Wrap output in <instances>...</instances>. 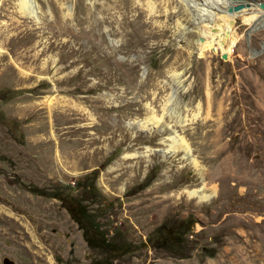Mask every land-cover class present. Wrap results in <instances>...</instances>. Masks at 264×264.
Masks as SVG:
<instances>
[{
	"label": "rangeland",
	"instance_id": "374dc122",
	"mask_svg": "<svg viewBox=\"0 0 264 264\" xmlns=\"http://www.w3.org/2000/svg\"><path fill=\"white\" fill-rule=\"evenodd\" d=\"M19 2L0 0V264H264V14L222 59L182 0ZM163 127L195 167L162 159Z\"/></svg>",
	"mask_w": 264,
	"mask_h": 264
},
{
	"label": "bare ground",
	"instance_id": "6f19581e",
	"mask_svg": "<svg viewBox=\"0 0 264 264\" xmlns=\"http://www.w3.org/2000/svg\"><path fill=\"white\" fill-rule=\"evenodd\" d=\"M182 2L189 11L188 13L192 15V19L196 22V43L201 51L200 54L204 53L203 46L208 44L212 46V51L214 53L217 51L222 52L224 59L228 57L230 50L235 45V21L239 18L245 23L264 14V8H259L260 5L264 6V0H182ZM235 5H241V9L233 12L231 11V8ZM248 6L252 8H249ZM19 7L20 11L28 17L35 16L36 6L32 0H20ZM182 90L185 91V88ZM173 99V96H171V98L168 99V103L172 102ZM150 112L152 116L150 115L147 122L137 124L138 130L143 131L144 129H147L150 131L152 127L150 126L151 128H148V125L150 124L149 122L154 126L159 125L160 119H158L152 111ZM127 125L129 126V123ZM164 131L168 136L167 138L162 139L161 142L168 148L165 153L163 151L161 152L162 159L164 160L169 154H174L176 151L180 150L184 152L185 157L191 165L195 167L196 161L190 156L189 147L183 137L176 134L174 130H168L164 127L159 129L160 133ZM154 153L156 152L154 151ZM149 154L151 155V152ZM187 194L189 197H197L199 200L203 201L214 196L215 190L202 188L200 190L187 191Z\"/></svg>",
	"mask_w": 264,
	"mask_h": 264
},
{
	"label": "trees",
	"instance_id": "16d2710c",
	"mask_svg": "<svg viewBox=\"0 0 264 264\" xmlns=\"http://www.w3.org/2000/svg\"><path fill=\"white\" fill-rule=\"evenodd\" d=\"M67 211L71 219L76 223L78 228L81 230L83 239L88 247L97 248V249H106L107 251L108 250L113 251L116 249V247H118L114 244H110L109 242H106L100 236L101 234L98 230L97 224L90 219L89 215L80 206L76 205L74 209ZM125 251L123 252L125 253ZM120 253H122V251Z\"/></svg>",
	"mask_w": 264,
	"mask_h": 264
},
{
	"label": "water",
	"instance_id": "95a60500",
	"mask_svg": "<svg viewBox=\"0 0 264 264\" xmlns=\"http://www.w3.org/2000/svg\"><path fill=\"white\" fill-rule=\"evenodd\" d=\"M260 8L263 9L264 6H263V5H260ZM240 9H241V5H235V6H233V7L231 8V11L236 12V11H238V10H240ZM221 58L223 59V56H221Z\"/></svg>",
	"mask_w": 264,
	"mask_h": 264
}]
</instances>
